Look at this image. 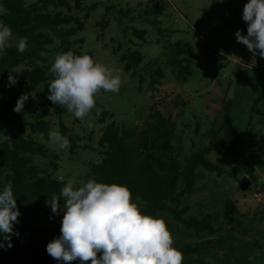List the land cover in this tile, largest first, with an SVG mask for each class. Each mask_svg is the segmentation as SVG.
I'll return each instance as SVG.
<instances>
[{"label":"rangeland","instance_id":"rangeland-1","mask_svg":"<svg viewBox=\"0 0 264 264\" xmlns=\"http://www.w3.org/2000/svg\"><path fill=\"white\" fill-rule=\"evenodd\" d=\"M34 0H27L30 4ZM156 0H82L84 6L96 4L92 9L86 27L74 35V39L84 38L80 48L82 54H91L95 62L113 70L121 78L119 91L96 94L95 107L83 119L75 118L66 111L58 115L48 105H39L31 95L25 101L23 110L18 112V121L9 127V136L20 133L45 143L59 154L57 175L65 180H74L77 185L84 183L92 163L101 160L98 144L104 124L98 117L108 111L111 119L121 125L140 123L153 104L166 115H177L173 99L180 94L187 97L189 105L185 118L200 116L203 129L214 123L216 128L224 125L225 100H231V116L234 119L233 135L251 124L253 136L240 147V154L225 156L213 148L208 157L217 162L222 173L210 171L203 166L197 169V189L184 198L190 205L189 215L213 214V222L222 231L197 232L177 224L164 214L162 218L173 238V245L198 244L196 253L183 255L182 264H264V58L251 51L235 37L237 30L246 34L247 23L242 19V10L247 0H166L167 11L159 17L162 31L151 21L138 17L137 13L146 10ZM110 7V23L101 33L98 20ZM120 10H133L129 15ZM134 27L146 29V40H140ZM182 39L189 42L190 57L193 60V73L188 80H178L163 56L167 42ZM56 40L49 47V61L52 63L60 52ZM139 49L143 55L142 66L158 60L165 71L162 84L157 90L149 89L146 80L141 85L124 69L119 54L114 47L119 44ZM2 54H0L1 56ZM22 66L14 70V76ZM17 81V77H16ZM23 88L20 84L8 85V80L0 85V93L12 99ZM31 92V91H27ZM25 93V92H24ZM45 113L50 130L60 132L65 124L71 133L79 136L77 149L59 148L40 133H34L26 122L35 121V113ZM192 135V134H191ZM43 165L47 160L37 155ZM243 179L250 187L242 189ZM51 206L47 205L42 219L35 223V230L50 228ZM238 220H240L238 222Z\"/></svg>","mask_w":264,"mask_h":264},{"label":"trees","instance_id":"trees-1","mask_svg":"<svg viewBox=\"0 0 264 264\" xmlns=\"http://www.w3.org/2000/svg\"><path fill=\"white\" fill-rule=\"evenodd\" d=\"M167 6L166 0H156L137 15L151 21L161 32L159 17L166 13ZM95 7L96 4L84 6L82 0H34L30 4L27 0H0V20L11 27L14 37H26L28 42L23 54L12 43L0 56V85L8 80L10 73L13 75L14 70L22 66L16 74V84L23 86L20 93L35 90L40 106L48 105L58 115L65 113L67 110L63 106L53 105L47 98L48 84L54 78L49 71L52 64L48 56L52 50L49 46L58 40L60 53L71 50L74 54H82L74 44L78 43L81 48L84 38L74 39V35L85 29ZM111 11L107 7L97 22L101 33L110 23ZM132 12L120 10L122 15ZM133 29L140 40H146V29ZM114 52L119 54L124 69L138 77L141 85L147 80L149 89L157 90L162 84L165 71L157 59L142 66L141 51L125 47L122 43L114 47ZM88 55L91 56L90 53ZM163 56L178 80H188L192 75L189 42L182 39L167 42ZM18 97L10 99L0 93V187L11 182L20 212L18 223L13 225L19 235L11 237L12 247L0 248V264H58L47 253L46 245L60 234L63 200L57 201L58 211L51 215L50 228L35 230L34 224L42 219L52 197L59 196L67 180L56 174L59 154L45 143L23 135L24 125L20 124L19 134L9 136V127L14 119L19 122L18 112L13 110ZM173 104L179 108L177 115H166L156 103L140 123L133 125H121L113 119L106 122L112 114L103 111L97 120L104 124L98 141L102 157L90 165L84 182L91 178L97 182L124 184L144 213L157 217L164 214L177 224L193 227L197 232L222 231L224 227L214 224L211 213L189 215L190 205L184 203V198L197 189L199 166L223 172L222 167L208 157L212 149H219L225 156L239 155L240 147L253 136L251 124L233 135L231 100L224 101V125L216 128L211 123L206 130L200 116L185 118L189 105L187 97L178 94ZM35 117L36 120L26 122L27 125L32 132L48 138L50 124L45 113H35ZM60 133L70 140L71 149L76 150L79 136L71 133L63 123ZM37 155L45 158L47 163L39 162ZM174 246L183 255L196 253L201 248L198 244L189 243ZM66 264H79V261Z\"/></svg>","mask_w":264,"mask_h":264},{"label":"clouds","instance_id":"clouds-1","mask_svg":"<svg viewBox=\"0 0 264 264\" xmlns=\"http://www.w3.org/2000/svg\"><path fill=\"white\" fill-rule=\"evenodd\" d=\"M242 19L247 31L241 34L237 30V41L264 58V0H247ZM12 43L21 54L28 48L27 38L14 37L11 27L0 20V54ZM49 71L54 78L48 84L47 98L78 119L95 107L97 93H116L121 85L120 76L112 69L88 54L77 55L71 50L57 54ZM15 84L16 77L10 73L8 85ZM30 95L35 98L36 91L21 94L13 110L21 112ZM48 139L61 149L69 145L59 131L50 130ZM58 199L63 200L60 234L46 245L47 253L58 264L73 260L79 264H182L183 253L173 245L165 221L142 212L126 185L91 178L77 185L68 180L59 196L49 202L53 214L58 211ZM19 215L8 181L0 187V248L12 247L11 237L19 235L13 227Z\"/></svg>","mask_w":264,"mask_h":264},{"label":"water","instance_id":"water-1","mask_svg":"<svg viewBox=\"0 0 264 264\" xmlns=\"http://www.w3.org/2000/svg\"><path fill=\"white\" fill-rule=\"evenodd\" d=\"M242 189H247L250 187V182L247 179H243L240 184Z\"/></svg>","mask_w":264,"mask_h":264}]
</instances>
